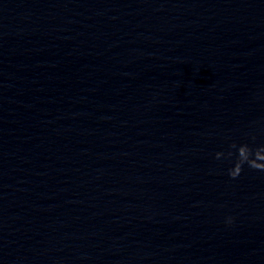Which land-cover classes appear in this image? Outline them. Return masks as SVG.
I'll list each match as a JSON object with an SVG mask.
<instances>
[{"label": "water", "instance_id": "water-1", "mask_svg": "<svg viewBox=\"0 0 264 264\" xmlns=\"http://www.w3.org/2000/svg\"><path fill=\"white\" fill-rule=\"evenodd\" d=\"M253 136L264 0H0V264H264Z\"/></svg>", "mask_w": 264, "mask_h": 264}, {"label": "clouds", "instance_id": "clouds-1", "mask_svg": "<svg viewBox=\"0 0 264 264\" xmlns=\"http://www.w3.org/2000/svg\"><path fill=\"white\" fill-rule=\"evenodd\" d=\"M253 144L232 142L227 151L215 153L216 160H227L230 163L228 175L232 179L238 178L244 171L245 166L251 170L264 172V144L253 146L256 137L252 138ZM227 223H234L232 217H228Z\"/></svg>", "mask_w": 264, "mask_h": 264}]
</instances>
